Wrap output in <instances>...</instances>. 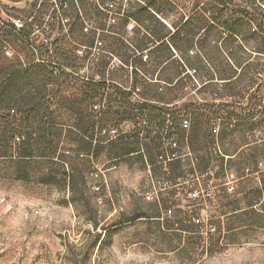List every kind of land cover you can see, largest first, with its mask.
I'll return each mask as SVG.
<instances>
[{
    "label": "trees",
    "instance_id": "trees-1",
    "mask_svg": "<svg viewBox=\"0 0 264 264\" xmlns=\"http://www.w3.org/2000/svg\"><path fill=\"white\" fill-rule=\"evenodd\" d=\"M57 1L59 16L53 9L44 18L47 31L68 28L49 44H38L31 22L17 33L0 31V45L16 50L12 58L0 59V173L53 184L68 191L75 207L83 205L90 187L86 174L100 163L101 154L111 162L130 156L154 160L161 147L159 130L146 144L135 131L133 142L124 141L127 133L105 137L107 126L128 114L149 115L150 123L163 127L169 116L165 138H178L179 155H194L189 171L203 176L202 181L215 180L213 186L222 192L215 220L241 226L264 221V167L257 184L246 185L250 174L259 171L258 163L264 165V138L250 136L255 129L264 132V0H195L185 20L182 16L170 23L173 30L159 18L174 11L169 0H122L121 21L132 19L138 27L132 41L107 24L109 9L102 1ZM63 18H68L64 24ZM100 38L107 44L95 61L91 55L98 41L102 45ZM113 58L120 64L111 63ZM125 76L130 86L123 84ZM190 78L195 82L186 88ZM162 81L164 87L158 85ZM190 92L207 97L181 101ZM133 95L142 101L132 103ZM187 114L189 128L184 129L180 117ZM181 159L167 166L179 170ZM232 174L233 192L228 194L226 178ZM184 214L176 222L179 229L195 232L193 212ZM151 217L144 211L121 215L101 226V233L96 231L99 223L91 221L95 233L89 250L100 248L117 227Z\"/></svg>",
    "mask_w": 264,
    "mask_h": 264
},
{
    "label": "rangeland",
    "instance_id": "rangeland-1",
    "mask_svg": "<svg viewBox=\"0 0 264 264\" xmlns=\"http://www.w3.org/2000/svg\"><path fill=\"white\" fill-rule=\"evenodd\" d=\"M99 1L106 3L111 0ZM194 1L185 0L181 4L182 11L175 10L165 19L170 23L178 22L184 13H189ZM57 2L0 0V31L8 30L5 25L7 21L19 19L24 27L32 23L30 29L38 36V44L45 39L53 41L55 36L68 28L65 25L63 30L50 31L49 35L45 33L49 26L44 18H48L53 9H57L56 15L59 16V7L55 5ZM115 2L119 7L122 0ZM68 7L65 8L67 14ZM85 10L90 12L89 7ZM115 17V23L111 24L113 29L132 41L135 34L126 33L128 22H122L121 15ZM90 24L87 22L86 26ZM143 24L149 26L148 21ZM100 40L102 45L97 44L91 55L95 61L100 49L107 44L106 40ZM192 49L196 51L195 46ZM7 50L11 55L5 53ZM15 52L9 44H5V47L0 45V59L4 56L12 58ZM77 54L81 55V52ZM111 63L120 64L116 58ZM190 73H193L192 68ZM123 79V84L130 86V77ZM194 82L192 78L186 79V88ZM158 85L164 87L165 83L162 81ZM201 97H207L206 93L194 95L190 92L181 101ZM107 98L105 96L102 101L104 106ZM130 100L132 103L142 101L136 95L131 96ZM181 118L189 117L187 114ZM148 119L149 115L141 119L140 116L132 118L128 114H121L102 135L116 138L127 133L124 141L133 142L136 140L133 137L135 131L139 132L140 142L151 144L157 130L162 138L168 134L166 130L171 124L169 116L165 117L163 127L156 126V122L150 123ZM147 131H151V135L147 136ZM250 136L260 141L264 138V132L255 129ZM175 140L179 142L178 138ZM193 157L188 154L183 156V167L175 170L169 166L163 168L156 159L150 160L147 156H130L111 162L101 154L98 157L100 163L86 174L90 187L83 194V205L76 207L68 201L67 190L38 182L34 178L28 181L11 179L7 177L8 173H0V264H264V221L255 226H241L243 223L237 221L217 222L214 217L221 211L218 202L222 192L213 186L215 180L202 181L203 176L189 171L195 163ZM8 166L14 168L13 164ZM263 167L258 163L259 171L250 174L251 181L246 185L257 184ZM214 170L216 168L209 172L210 176H213ZM174 174L180 177L174 178ZM233 179V174L226 178L228 194L233 192ZM194 191L199 195L193 198L191 193ZM148 193L152 197L150 200L145 199ZM157 200L158 203L152 206V202ZM168 208L172 212L165 215ZM137 211L147 212L153 217L136 219L117 227L100 248L96 246L89 250L91 235L95 233L91 221L99 223L96 231L101 233V226L111 224L121 215L131 216ZM187 211L193 212L191 221L198 224L195 232L186 233L176 224Z\"/></svg>",
    "mask_w": 264,
    "mask_h": 264
},
{
    "label": "built area",
    "instance_id": "built-area-1",
    "mask_svg": "<svg viewBox=\"0 0 264 264\" xmlns=\"http://www.w3.org/2000/svg\"><path fill=\"white\" fill-rule=\"evenodd\" d=\"M55 2V0H53ZM86 1H97V0H86ZM171 2V4L173 5L174 7V11L176 10H183L182 7H181V4L185 2V0H169ZM105 6L107 7V9H109L108 11V17H107V24H112V23H115L116 21V15H121L122 16V13L120 11H116V2H113L112 0L111 1H108L105 3ZM64 7H66V4L64 5ZM57 8V6H56ZM119 8V7H117ZM57 10V9H56ZM186 14L184 13V16ZM160 20L168 27L170 28L171 30H173V28L171 27L170 25V22H168V20H166L165 18H161L159 17ZM68 18H63V24L66 22ZM186 19V16L184 17V20ZM8 25H6L7 28L13 30L15 33H17L21 28H22V22H20L19 19H12L9 21L6 22ZM135 22L130 19L128 21V25L126 26V28L128 29V32L126 31V33H130L132 32V30L135 28ZM48 28L46 29L45 33L46 35H49L50 31H47ZM33 34H35L33 32ZM42 44H49V40L48 39H45L44 42H42ZM97 44L101 45V42H97ZM144 53H146V50L143 51ZM7 55H11L10 51L7 50L5 52ZM146 59V55H143V60ZM181 127L184 128V129H188L189 128V120L184 118L181 122ZM215 134H217L218 132V125L216 127L213 128L212 130ZM111 132H114V130H111ZM166 135V134H165ZM189 155V154H188ZM183 156H186V155H179L178 151H177V142L175 140H173L172 138H169L166 140L165 136L162 138V141H161V147H160V150H159V153L156 157V160L157 162L162 165L163 168H166L167 164L169 162H171L172 160L178 158V157H183ZM199 195V192L197 191H194L191 193V196L194 198V197H197ZM145 199L147 200H150L152 199L150 193L146 194L145 195ZM172 212V210L170 208L166 209L164 214L165 215H170Z\"/></svg>",
    "mask_w": 264,
    "mask_h": 264
}]
</instances>
